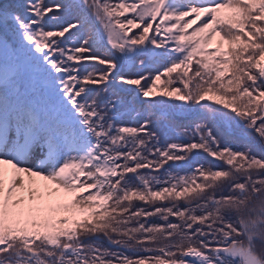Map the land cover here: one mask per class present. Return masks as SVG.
<instances>
[{"label":"snow or ice","instance_id":"1","mask_svg":"<svg viewBox=\"0 0 264 264\" xmlns=\"http://www.w3.org/2000/svg\"><path fill=\"white\" fill-rule=\"evenodd\" d=\"M0 264H264V0L0 3Z\"/></svg>","mask_w":264,"mask_h":264},{"label":"trees","instance_id":"2","mask_svg":"<svg viewBox=\"0 0 264 264\" xmlns=\"http://www.w3.org/2000/svg\"><path fill=\"white\" fill-rule=\"evenodd\" d=\"M22 2H23V0H0V3L4 4L6 6H12V7H14L16 4L22 3ZM49 2H51V0H49ZM168 134H169L170 138H173V139L175 138L174 132L170 131ZM228 142L232 143V145L234 147H242L243 144L245 143V141L240 139V138H230ZM201 162H202V160H201ZM193 163H196V162H193ZM190 167H191V165H189V168ZM187 170H188V168L180 169V171H187Z\"/></svg>","mask_w":264,"mask_h":264}]
</instances>
